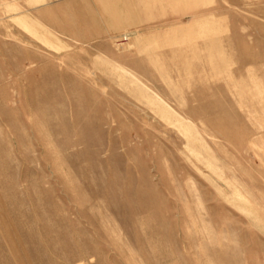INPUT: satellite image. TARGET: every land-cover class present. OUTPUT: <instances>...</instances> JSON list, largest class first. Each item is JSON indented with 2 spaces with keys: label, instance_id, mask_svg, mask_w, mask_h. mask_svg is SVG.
Listing matches in <instances>:
<instances>
[{
  "label": "rangeland",
  "instance_id": "1",
  "mask_svg": "<svg viewBox=\"0 0 264 264\" xmlns=\"http://www.w3.org/2000/svg\"><path fill=\"white\" fill-rule=\"evenodd\" d=\"M102 1L0 0V264H264V0Z\"/></svg>",
  "mask_w": 264,
  "mask_h": 264
},
{
  "label": "crops",
  "instance_id": "2",
  "mask_svg": "<svg viewBox=\"0 0 264 264\" xmlns=\"http://www.w3.org/2000/svg\"><path fill=\"white\" fill-rule=\"evenodd\" d=\"M98 1L102 5L103 13L106 14V16L108 18L112 19L111 20V25L113 24L114 25V28H118L119 27V21H118V18H117L116 13L114 11H112L113 10V5H111V6L107 5L105 3L106 2L105 0H104L105 2H103L102 0H98ZM12 20L14 22H16L19 26H21L24 30H26L29 34H31L33 36H37V31L35 29V26L30 24L29 19H28L27 16L21 15V14L20 15H17L16 14V15H14L12 17ZM38 36H37V38L41 37V36H39V37ZM40 39L42 40V42L44 44L50 46L48 39H46L44 37L43 38L41 37Z\"/></svg>",
  "mask_w": 264,
  "mask_h": 264
},
{
  "label": "bare ground",
  "instance_id": "3",
  "mask_svg": "<svg viewBox=\"0 0 264 264\" xmlns=\"http://www.w3.org/2000/svg\"><path fill=\"white\" fill-rule=\"evenodd\" d=\"M186 129V128H185Z\"/></svg>",
  "mask_w": 264,
  "mask_h": 264
}]
</instances>
